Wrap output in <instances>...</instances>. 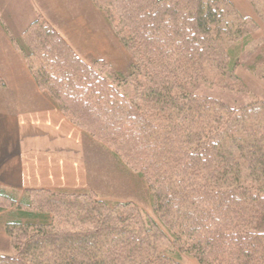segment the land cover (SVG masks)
I'll return each mask as SVG.
<instances>
[{"label":"trees","instance_id":"trees-1","mask_svg":"<svg viewBox=\"0 0 264 264\" xmlns=\"http://www.w3.org/2000/svg\"><path fill=\"white\" fill-rule=\"evenodd\" d=\"M92 1L134 59L126 76L84 62L39 15L14 46L64 118L145 181L159 223L131 202L29 191L22 207L36 210L15 209L14 255L0 264H181L168 248L198 264H264V101L194 91L232 81L229 46L256 25L228 0ZM262 1L250 0L264 14ZM16 204L0 190V211Z\"/></svg>","mask_w":264,"mask_h":264},{"label":"crops","instance_id":"crops-1","mask_svg":"<svg viewBox=\"0 0 264 264\" xmlns=\"http://www.w3.org/2000/svg\"><path fill=\"white\" fill-rule=\"evenodd\" d=\"M233 2L250 9L247 0ZM90 8L87 0H0V190L21 208L29 191L85 194L93 189L87 145L97 143L38 89L14 46L39 15L57 24L58 30L53 27L81 57L106 58L111 52L85 17L87 10L93 13Z\"/></svg>","mask_w":264,"mask_h":264},{"label":"rangeland","instance_id":"rangeland-1","mask_svg":"<svg viewBox=\"0 0 264 264\" xmlns=\"http://www.w3.org/2000/svg\"><path fill=\"white\" fill-rule=\"evenodd\" d=\"M228 1L232 5L235 0ZM247 1L250 6L248 11L241 8L240 5H237V7L234 4L232 5L234 10L242 17L250 13V19L256 25L254 30H249V36L246 40H238L229 46L230 57L236 60L238 64L235 67L234 77H232L234 80H222L213 86L203 84L194 88L197 93L208 95L230 105L264 101V14L262 13L263 8L260 6L264 5V1L260 2L258 8H255L250 0ZM87 2L89 8L91 5L93 6L90 10L94 14L87 10L86 20L87 22L90 21V25L95 29L100 44L107 48L105 49L106 52L111 53L110 56H104L106 58L86 57L85 59L77 51L75 52V48L72 49L84 62L93 65L107 76L110 77L111 72L114 71L120 73L121 77L126 76L130 73V67L135 62L111 25V13L107 9L97 7L92 0H87ZM53 25L56 27L57 24ZM86 26L89 27L88 24ZM56 28L58 30V26ZM99 61L104 65H94ZM253 67H256V72L250 70ZM82 132L88 136L84 131ZM92 143L88 141L87 162L90 168L93 189L85 194L93 193L99 201L106 202L110 206L116 203L131 202L158 224L157 214L151 207V193L145 181L129 170L118 157L113 155L112 151L98 142H96L97 144ZM16 208H18V203L16 207L7 209L8 212L0 211V256L11 257L14 255L13 240L6 232L5 222L17 217ZM21 209L30 212L36 210L34 207L33 209L32 207H22ZM46 221L50 222L49 216ZM160 226L171 239L167 230L161 224ZM260 229L264 231V223L260 226ZM163 253L181 264H198L195 259L179 253L175 248L165 249Z\"/></svg>","mask_w":264,"mask_h":264}]
</instances>
